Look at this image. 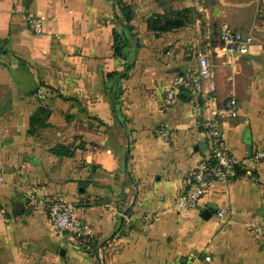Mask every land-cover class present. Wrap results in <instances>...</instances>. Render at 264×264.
I'll return each instance as SVG.
<instances>
[{
	"label": "crops",
	"instance_id": "1",
	"mask_svg": "<svg viewBox=\"0 0 264 264\" xmlns=\"http://www.w3.org/2000/svg\"><path fill=\"white\" fill-rule=\"evenodd\" d=\"M28 14L41 18L40 35ZM222 22L255 37L249 53L220 51ZM202 53L204 89L219 106L238 102L221 138L243 172L181 208L211 141L199 125L202 95L165 96ZM257 152L264 0H0V264H264ZM51 201L73 204L89 233L60 237Z\"/></svg>",
	"mask_w": 264,
	"mask_h": 264
},
{
	"label": "built area",
	"instance_id": "2",
	"mask_svg": "<svg viewBox=\"0 0 264 264\" xmlns=\"http://www.w3.org/2000/svg\"><path fill=\"white\" fill-rule=\"evenodd\" d=\"M203 9V8H202ZM27 20L32 31L40 35L42 33V20L34 14H28ZM255 37L251 33L234 29L228 22H222L219 27V49L230 55L247 54L252 50ZM211 76V63L207 54L199 56L198 66L185 73L178 75L166 90L165 103L170 104L179 91L186 90L202 95L200 104L199 125L209 135L211 147L209 155L200 162L193 176V188L180 198L178 206L188 207L197 203L206 187L214 181H224L235 176L237 168L241 165L239 158L226 149L221 138L222 119L234 117L237 114L238 102L236 98L230 97L219 106L214 91L204 89V81ZM42 90H39L41 93ZM263 152H257L260 158ZM45 209L50 217L56 233L60 237L67 234L86 235L89 229L84 225L81 218L71 203L51 201L45 204ZM223 215V212H219ZM206 260L210 256L205 257Z\"/></svg>",
	"mask_w": 264,
	"mask_h": 264
},
{
	"label": "trees",
	"instance_id": "3",
	"mask_svg": "<svg viewBox=\"0 0 264 264\" xmlns=\"http://www.w3.org/2000/svg\"><path fill=\"white\" fill-rule=\"evenodd\" d=\"M119 4V2H118ZM120 11H121V15L120 17L122 18V20L125 22V20H127V15H128V8L125 4H121L120 3ZM173 23H168L164 26V28H168L172 25ZM127 46V39H126V33L125 30L121 31V32H117L115 33V49L118 53H122L123 50H125ZM56 152L59 154H68V149L64 146H61L59 148L56 149ZM238 174L243 172L241 165L238 166L237 168Z\"/></svg>",
	"mask_w": 264,
	"mask_h": 264
},
{
	"label": "water",
	"instance_id": "4",
	"mask_svg": "<svg viewBox=\"0 0 264 264\" xmlns=\"http://www.w3.org/2000/svg\"><path fill=\"white\" fill-rule=\"evenodd\" d=\"M32 2V0H26V4H27V6H29L30 5V3ZM16 205H17V208L18 207H22L23 206V203H16Z\"/></svg>",
	"mask_w": 264,
	"mask_h": 264
}]
</instances>
